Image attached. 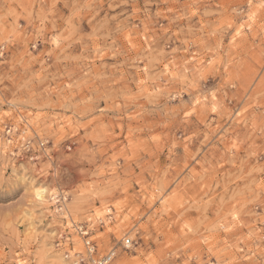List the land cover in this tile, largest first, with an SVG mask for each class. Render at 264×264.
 I'll return each mask as SVG.
<instances>
[{
	"label": "rangeland",
	"instance_id": "obj_1",
	"mask_svg": "<svg viewBox=\"0 0 264 264\" xmlns=\"http://www.w3.org/2000/svg\"><path fill=\"white\" fill-rule=\"evenodd\" d=\"M108 253L264 264V0H0V264Z\"/></svg>",
	"mask_w": 264,
	"mask_h": 264
},
{
	"label": "built area",
	"instance_id": "obj_2",
	"mask_svg": "<svg viewBox=\"0 0 264 264\" xmlns=\"http://www.w3.org/2000/svg\"><path fill=\"white\" fill-rule=\"evenodd\" d=\"M127 243H130L129 240H127ZM86 245L88 246V252L90 254V256H92L94 250H95V246L91 244V241H87ZM113 259V256L106 254L105 256H102L100 258H93L90 257V261L88 263H86L84 261V259H80L78 261H76L75 264H109L111 262V260Z\"/></svg>",
	"mask_w": 264,
	"mask_h": 264
},
{
	"label": "bare ground",
	"instance_id": "obj_3",
	"mask_svg": "<svg viewBox=\"0 0 264 264\" xmlns=\"http://www.w3.org/2000/svg\"><path fill=\"white\" fill-rule=\"evenodd\" d=\"M41 194V193H40ZM44 197V195L42 194V198ZM46 198V197H45ZM44 199V198H43ZM66 208V207H65ZM63 209V207H61V208H59V210H62ZM62 214H66V212L65 211H63V213ZM67 215V214H66ZM74 227V226H73ZM78 243V242H77ZM80 245V244H79ZM78 247V246H77ZM80 248V247H79ZM109 255L111 256L112 254H110L109 253ZM77 261V260H76ZM76 261H74V263H76ZM67 264H68V262H67ZM211 264H214V263H211Z\"/></svg>",
	"mask_w": 264,
	"mask_h": 264
}]
</instances>
